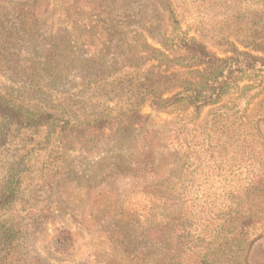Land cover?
I'll return each mask as SVG.
<instances>
[{
  "label": "rangeland",
  "instance_id": "obj_1",
  "mask_svg": "<svg viewBox=\"0 0 264 264\" xmlns=\"http://www.w3.org/2000/svg\"><path fill=\"white\" fill-rule=\"evenodd\" d=\"M170 1L216 55H263L264 0ZM21 5L36 15L31 54L67 25L73 53L108 62L142 28L165 24L150 0H0L1 19ZM156 66L86 92L84 103L113 110L114 126L84 145L0 120V264H162L172 247L189 253L172 264H199L238 231L218 264H264V93L247 101L235 90L199 114L157 112L150 101L175 82ZM137 105L148 117L121 131Z\"/></svg>",
  "mask_w": 264,
  "mask_h": 264
},
{
  "label": "trees",
  "instance_id": "obj_2",
  "mask_svg": "<svg viewBox=\"0 0 264 264\" xmlns=\"http://www.w3.org/2000/svg\"><path fill=\"white\" fill-rule=\"evenodd\" d=\"M150 1L163 11L165 24L142 28L133 45L108 62L73 53L67 25L66 30L43 41L44 50L26 53V44L38 48L31 41L36 25L33 9L21 5L14 20L4 21L0 16V68H3L0 69V120L20 129L45 127L64 144L79 140L84 145L89 136L114 126L113 110L99 111V104L84 103L86 92L99 89L97 83L101 78H114L125 69L136 71L145 63L163 68L156 75L158 79L173 77L175 82L173 90L166 93L157 91L156 86L152 89L158 94L150 101V107L157 112L191 110L199 114L235 90L247 101L264 93V53L259 57L251 51L233 48L225 56H218L182 29L170 0ZM132 51L133 55L124 54ZM135 108L120 127L121 131L127 132L134 120L148 117L138 109L140 105ZM240 234V231L231 233L216 243L217 248L204 253L199 264H218ZM258 236L264 238V233ZM188 254L185 247L169 248L162 264H172L176 259L184 263L183 258Z\"/></svg>",
  "mask_w": 264,
  "mask_h": 264
}]
</instances>
